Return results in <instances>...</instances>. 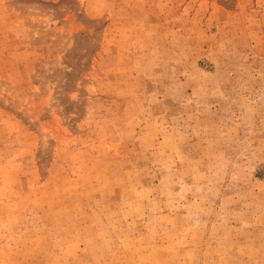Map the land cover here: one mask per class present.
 Returning <instances> with one entry per match:
<instances>
[{
  "label": "rangeland",
  "instance_id": "obj_1",
  "mask_svg": "<svg viewBox=\"0 0 264 264\" xmlns=\"http://www.w3.org/2000/svg\"><path fill=\"white\" fill-rule=\"evenodd\" d=\"M0 264H264V0H0Z\"/></svg>",
  "mask_w": 264,
  "mask_h": 264
}]
</instances>
